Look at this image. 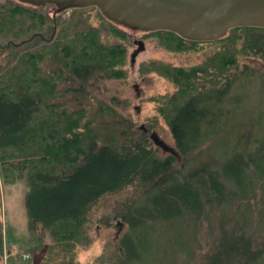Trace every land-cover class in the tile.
<instances>
[{
    "label": "trees",
    "instance_id": "16d2710c",
    "mask_svg": "<svg viewBox=\"0 0 264 264\" xmlns=\"http://www.w3.org/2000/svg\"><path fill=\"white\" fill-rule=\"evenodd\" d=\"M50 6L0 0V173L28 186L30 239L39 248L51 239L43 263L71 264L90 241L89 213L126 193L112 216L128 226L116 264H144V228L187 229L202 219L218 224L207 264H264V117H235L245 112L238 87L250 88L247 98L264 95V67L245 61L264 63V27L235 26L209 40L139 30L188 55L186 63L139 64L142 77L154 72L173 87L150 97L148 126L161 117L179 153L161 155L120 92L129 47L143 40L96 6L55 14ZM2 239L0 225V253Z\"/></svg>",
    "mask_w": 264,
    "mask_h": 264
},
{
    "label": "rangeland",
    "instance_id": "374dc122",
    "mask_svg": "<svg viewBox=\"0 0 264 264\" xmlns=\"http://www.w3.org/2000/svg\"><path fill=\"white\" fill-rule=\"evenodd\" d=\"M54 9V5L50 6L51 14H54ZM126 29L133 40L142 39L143 46L141 47L136 41L129 47L126 63L129 75L125 84L121 85L120 92L130 99L131 105L128 112L137 123L136 129L142 131L139 125L141 123L147 124L148 120H151L156 114L155 101L151 100L150 97L156 93L171 90L173 87L164 77L154 72L142 77L139 72V64L151 58L186 63L188 55L182 53L175 55V53L154 45L151 38L144 37L139 30L128 27ZM113 39L118 40L115 37L110 38V40ZM245 61L258 69L264 67V63L259 59L246 58ZM135 84H137L138 94ZM257 84L254 85V91L257 89ZM245 86L238 87V91L246 98L243 104L245 112L243 113L240 109L235 117L241 120H252L253 117L257 123H261L260 118L264 117V95L258 91L255 94L256 99L251 96L247 98L250 88ZM154 124L155 126L151 129L158 131L166 142L174 146L169 129L163 119L158 117ZM159 153L165 154L160 148ZM5 181L7 180L0 173V225L3 238L0 264H44L46 246L51 239L46 236L45 244L40 248L36 247L30 239L24 206V195L28 186L24 179ZM125 194L118 193L112 197L104 198L101 205L95 206L93 211L89 213L87 220L90 241L83 249L77 251L71 264H102L99 255L105 246L111 250L107 252L111 255L108 264L114 262L116 264L118 254L121 257L124 256L121 248L116 250L117 253L115 252L113 255L112 253L114 247L118 246V239L128 226L121 218H112V216L116 214L118 207H121L122 198ZM118 221H121V227L118 226ZM217 226L215 221L209 223L202 219L197 221L195 225L188 226L187 229L177 225L172 229L165 227L158 231L144 228L140 238L143 242V249L145 248L144 250L148 252L144 253V264H207V255L210 254L215 236L218 233ZM257 242L264 244V230L260 235H257Z\"/></svg>",
    "mask_w": 264,
    "mask_h": 264
},
{
    "label": "water",
    "instance_id": "95a60500",
    "mask_svg": "<svg viewBox=\"0 0 264 264\" xmlns=\"http://www.w3.org/2000/svg\"><path fill=\"white\" fill-rule=\"evenodd\" d=\"M53 4L54 14L72 7L96 6L102 14L133 30H170L184 38L209 40L235 26L264 27V0H21ZM140 46L143 42L139 41ZM137 94V84L134 85ZM139 128L165 153L179 155L146 123ZM121 227V221L117 222Z\"/></svg>",
    "mask_w": 264,
    "mask_h": 264
}]
</instances>
